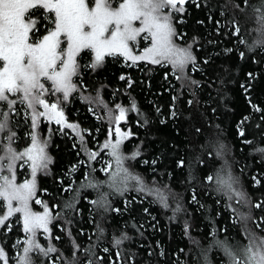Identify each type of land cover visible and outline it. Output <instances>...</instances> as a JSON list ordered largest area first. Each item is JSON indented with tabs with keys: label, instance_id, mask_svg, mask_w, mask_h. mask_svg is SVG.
Wrapping results in <instances>:
<instances>
[{
	"label": "trees",
	"instance_id": "trees-1",
	"mask_svg": "<svg viewBox=\"0 0 264 264\" xmlns=\"http://www.w3.org/2000/svg\"><path fill=\"white\" fill-rule=\"evenodd\" d=\"M261 7V0H187L173 17L177 43L191 45L195 57L183 71L110 56L93 69L80 53L76 91L63 105L65 127L35 128L51 163L37 172L29 206L44 212L47 205L54 219L48 233H36L45 252L32 251V264H230L217 242L239 258L253 235L264 238V153L256 151L264 148V47L256 43L264 39ZM118 108L125 109L120 123ZM1 109L8 114L3 145L14 133L11 146L19 152L34 131L31 121L20 108ZM117 128L128 134L122 155L139 152L123 166L163 195L167 207L158 195L137 191L135 181L122 194L109 186L117 166L103 146L119 139ZM218 178L234 181L232 190ZM102 195L106 206L94 205ZM25 240L18 216L0 227L7 264H19ZM49 246L56 251L47 252Z\"/></svg>",
	"mask_w": 264,
	"mask_h": 264
},
{
	"label": "snow or ice",
	"instance_id": "snow-or-ice-1",
	"mask_svg": "<svg viewBox=\"0 0 264 264\" xmlns=\"http://www.w3.org/2000/svg\"><path fill=\"white\" fill-rule=\"evenodd\" d=\"M185 2L186 0H0V102H7L9 111L14 110L17 102L25 104L27 109L32 110L34 130L31 147L22 152L14 150L11 146L13 133L8 137L9 145L3 148L5 155H0V173L5 169L10 173L0 175V201H3L0 207L7 208L6 213L0 215V227L15 213L21 214L26 247L23 249L24 255L18 258L19 264H32L30 253L34 250L45 252L36 242V233L39 230L48 233L49 225L54 219L47 205H44L42 214L31 211L29 207V201L36 193L37 172L46 169L51 163L45 152L47 142L41 143L35 134L37 119L39 116H47L49 119L55 118L57 124L63 122V113L58 110L59 101L49 103L44 99L50 89L46 88L43 81L50 82L51 91L62 93L64 100H67L70 93L76 91L73 77L78 75L80 68L77 57L84 51L93 54V60L88 65L93 69L101 66L106 56L116 55L131 60L133 64L137 61L162 66L165 63L171 64L174 71H183L188 63L194 66L192 46L180 47L173 41V37L178 34L173 26L172 13L183 12ZM261 4L262 7L256 11L264 13V0H261ZM166 8L169 9L167 13L164 12ZM39 9L44 10L43 18L49 25L42 36L35 34V31H38L36 26L40 22ZM257 21L260 23L259 31L264 35V15L258 16ZM236 31H239L238 27ZM138 39L148 41L149 45L140 54L134 55L133 46ZM256 43L264 47V39ZM10 95L17 96L18 101L9 99ZM37 106L42 107L44 111H37ZM119 110L117 121L123 119L125 114V109ZM132 110H135V104L132 105ZM0 115H3L0 120V132H4L8 128V114ZM66 126L77 130L76 125ZM116 133L119 139L115 143L106 142L103 146L110 149L109 155L117 166V170L110 176L109 186L122 194L127 190L128 181H135L139 185L137 191L158 195L167 207L163 195L147 188L142 177L133 175L123 166L125 159H135L139 152H134L130 157L123 156L120 146L128 134L121 133L119 128ZM240 135H244L243 131ZM256 151L264 153V148H258ZM87 154L90 159L96 157L94 152ZM17 160H25V163L31 161V180L16 183L14 168ZM180 165L183 166L182 161ZM208 179L212 180V177L209 176ZM218 183L231 191L234 181L228 183L218 178ZM120 185L124 187L121 188ZM89 186L96 187L95 184ZM235 195L239 196L240 193L236 192ZM36 203L41 201L37 200ZM92 203L106 206L107 200L102 195ZM73 206L71 201L65 204L68 208ZM8 230H11V225ZM115 243L118 245L121 241L117 239ZM217 243L223 247L230 264H264V238L253 235L249 244L242 249L243 259H239L236 252L225 243ZM46 251L54 252L56 249L49 246ZM7 259L5 251L0 248V260L7 264Z\"/></svg>",
	"mask_w": 264,
	"mask_h": 264
},
{
	"label": "rangeland",
	"instance_id": "rangeland-1",
	"mask_svg": "<svg viewBox=\"0 0 264 264\" xmlns=\"http://www.w3.org/2000/svg\"><path fill=\"white\" fill-rule=\"evenodd\" d=\"M187 1V0H186ZM169 11V9H165L164 10V12L165 13H167ZM43 12H44V10L43 9H39L38 10V14H39V21L41 22V25H40V28H38V24H37V26H36V28L38 29V31H35V34L37 35V36H42V34H45V29H46V27H49V25H48V22L46 21V20H44V18H43ZM172 16L173 17H176L177 16V12H173L172 13ZM178 21H180V19L178 20ZM138 26V25H137ZM173 26H174V24H173ZM174 28H175V26H174ZM144 34H142V36H143ZM182 38L180 37V36H176V37H173V41H174V43L176 44V45H178V46H180V47H184V46H181L180 44H178L177 43V40H181ZM149 45V42L148 41H146V40H143V39H138V42L133 46L134 47V51H133V54L134 55H136V54H140L141 52H142V50L145 48V47H147ZM184 48H186V47H184ZM85 53H87L88 54V63H89V65L91 64V62H92V60H93V54L91 53V52H88V51H84ZM81 53H83V52H81ZM107 57V56H106ZM110 57H119V58H121L122 60H123V63L124 64H129V65H135L136 63H139V62H146V61H137L135 64H133L132 63V61L131 60H125V58L124 57H122V56H119V55H116V56H110ZM79 58V56L77 57V62H78V59ZM0 63H2V62H0ZM87 66H88V64H86ZM164 65H166V64H164ZM76 77H77V75L76 76H74L73 77V83L75 84V80H76ZM44 83H45V86H46V88H48V89H50V91H49V93H47L46 95H45V97H44V99L46 100V102H49V103H53V102H57V101H59V104H58V110L59 111H62V113H63V122L61 123V124H57L56 123V120H55V118H52V119H49L47 116H39L38 117V119H37V123H40V124H44L47 128H46V131L48 130V129H53V128H55V127H57V126H60L61 128L64 126L65 127V119H64V108H63V105H64V103L66 102V100H64V98H63V94L62 93H54V92H52L51 91V88H52V86H51V83L50 82H48V81H43ZM73 93V92H72ZM72 93H70V95H69V97L72 95ZM68 97V98H69ZM9 99H11V100H17L18 101V97L17 96H9ZM1 107L2 108H8V104H7V102H0V113H3L4 111H5V109H1ZM17 108H20L21 110H22V115L23 114H25L26 115V117L28 118V119H30V123H29V127L30 128H32V110L31 109H27L26 108V105L25 104H21V103H19V102H17L15 105H14V109L16 110ZM120 108H118V114H117V117L120 115V110H119ZM4 110V111H3ZM37 111H39V112H43L44 111V109L42 108V107H39V106H37ZM11 113H12V111H11ZM3 117H1L0 116V120L2 119ZM124 119H125V114H124V118L123 119H120L118 122L120 123V122H123L124 121ZM63 129V128H62ZM61 130V129H60ZM4 133H5V131L4 132H0V155H5V152L3 151V148H2V146L3 147H6L7 146V144L6 145H3L4 144V141L5 140H3V137H4ZM32 134H33V132H29V134H28V142H27V144H25L23 147H21V149L19 150V152H22V151H24L26 148H28V147H31V136H32ZM37 137H38V139H39V141L41 142V143H43L45 140L43 139V136H42V138L39 136V135H37ZM7 140H8V138H6V143H9V141L7 142ZM47 142V141H46ZM24 144V143H23ZM46 147H47V145H46ZM46 147H45V152H46ZM13 149L14 150H16L14 147H13ZM46 154H47V152H46ZM48 156V155H47ZM49 157V156H48ZM50 158V157H49ZM27 158H25V160H26ZM25 160H20L18 163H17V166H16V169H17V172L19 171L20 172V175L19 174H16V171H15V168H14V173H15V177H16V183L17 184H20V183H23L25 180H31L32 179V177L30 178V176L32 175V170H31V167H30V165H31V161H28L27 163H25ZM4 163H6V161L4 162ZM101 163L104 165V167H106V163H107V161L106 160H101ZM15 164H16V162H15ZM26 166H28V169H26ZM48 166H49V164H48ZM47 166V167H48ZM103 170H105V168H103ZM44 171H45V169H44ZM27 173V175L29 176H27L26 175V177L24 176L25 174ZM0 175H10V173H8L7 172V170L5 169V171H3L2 173H0ZM17 175H18V177H17ZM37 200H39V199H36V200H34V204H36V205H39L40 207H41V203H36V201ZM40 201V200H39ZM0 204H3V201H0ZM30 207V206H29ZM6 211H7V208L6 207H0V215H2V214H4V213H6ZM35 213H43V212H36V211H34ZM18 214V215H17ZM15 216H18V219L21 221V223H23L22 222V217H21V214L20 213H15L13 216H11L10 217V219L11 218H13V217H15ZM19 244V241L18 242H16V247H17V245ZM240 250V253H241V255H240V257H239V259H243V254H242V248H240L239 249ZM233 251H235V249H233ZM235 252H237V251H235Z\"/></svg>",
	"mask_w": 264,
	"mask_h": 264
},
{
	"label": "built area",
	"instance_id": "built-area-1",
	"mask_svg": "<svg viewBox=\"0 0 264 264\" xmlns=\"http://www.w3.org/2000/svg\"><path fill=\"white\" fill-rule=\"evenodd\" d=\"M26 169H28V166H26ZM27 173L24 175L26 177Z\"/></svg>",
	"mask_w": 264,
	"mask_h": 264
}]
</instances>
